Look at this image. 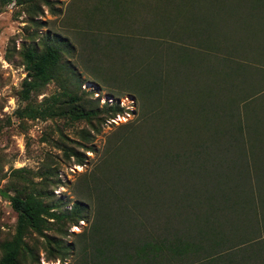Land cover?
<instances>
[{"label":"trees","instance_id":"16d2710c","mask_svg":"<svg viewBox=\"0 0 264 264\" xmlns=\"http://www.w3.org/2000/svg\"><path fill=\"white\" fill-rule=\"evenodd\" d=\"M91 1L99 6L105 4L101 14L110 23L111 14L122 15L124 8L127 16L135 11L140 14L144 6L139 0ZM111 2L118 6L110 7ZM255 2L264 4V0ZM116 7L119 10L112 9ZM114 37L121 41L116 44L119 61L115 64L127 89L143 103L156 99L157 104L151 105L153 108L149 107L146 115L160 111L169 115L162 116L165 121L159 125L156 118L149 117L152 122L145 129V139L142 134L139 137L143 114L125 131L109 135L97 163L77 183L79 196L68 209L53 210L32 189L15 188L12 194L0 189L17 213L14 234L0 243V264H21V252L27 248L25 232H42L46 216L63 223L90 218L78 247L73 245V264H264V114L254 111L260 102L252 97L264 92V87L255 93L237 89L235 84L249 78L238 75L231 84L230 97L218 98L222 102V108H218L221 126L210 127L204 117L214 106L206 100L211 95L204 97L202 88L195 97L192 96L196 92L183 93L181 97L180 89L167 96L165 92L172 89L169 81L174 74L162 68L161 61L169 64L168 59L162 53L145 58L150 52L137 58L132 41ZM60 42L55 37L41 49L29 45L22 48L26 73L18 92L26 102L16 108L15 114L30 118L63 115L71 121L84 119L92 123L97 110L85 106L76 94L64 93L65 98L52 95L35 103L29 99L31 92L39 91L54 76L65 44ZM217 46L212 40L208 49ZM90 49L94 55L97 51L105 55L107 49L114 51L110 43L104 42ZM195 54L202 56L199 51ZM180 59L179 63L187 61ZM228 61L225 59L222 65L227 77L246 72L245 63L235 65ZM154 65L159 67L157 73ZM105 67L102 65L100 72L105 73ZM253 68L258 77L250 83L257 89L264 81V68ZM190 95L192 100L184 99ZM240 100L246 109H253L251 115L240 113L236 105ZM104 105L107 112L111 111L110 117L121 109L118 103ZM174 106L184 109V115ZM174 118V127L183 130V134L171 138L165 136L164 128ZM202 132L212 135L202 138ZM212 149L214 156L210 154ZM46 237L49 245L54 243L53 248L52 244L49 246L50 256L65 257L64 242Z\"/></svg>","mask_w":264,"mask_h":264},{"label":"rangeland","instance_id":"374dc122","mask_svg":"<svg viewBox=\"0 0 264 264\" xmlns=\"http://www.w3.org/2000/svg\"><path fill=\"white\" fill-rule=\"evenodd\" d=\"M139 1L145 6L140 14L135 11L127 16L124 8L122 15L109 13L110 23L101 14L105 4L99 6L91 0H0V189L10 194L15 188L32 189L53 210L68 209L79 196L77 183L97 163L109 135L125 131L141 114L139 137L142 134L144 139L145 129L152 122L149 117L156 118L158 125L165 121L162 116L169 112L146 115L148 108L157 104L156 99L149 101L150 104L143 103L120 79L115 63L119 61L116 44L121 41L115 35L132 41L137 58L150 52L145 58L162 53L168 59L169 64L161 61L162 68L174 74L169 81L173 90L168 88L167 96L180 89L181 97L183 93L196 92L184 98L192 100L200 95L202 88L204 97L211 95L206 100L214 106L204 117L210 127L221 126L218 108H222V102L218 98L230 97L231 84L238 75L243 78L246 74L249 82L235 84L237 89L254 92L264 87V81L257 89L250 83L258 77L253 67L264 68V4L255 0ZM113 5L116 4L111 2L110 7ZM112 9L117 11L119 7ZM55 37L60 44L65 42L60 62L54 76L39 91L31 92L29 99L35 103L52 95L65 98L64 93L76 94L82 97L85 106L97 110L98 116L92 123L84 119L71 121L63 115L30 118L15 114L16 108L26 102L19 98L18 92L26 73L20 54L22 48L29 45L41 49ZM107 38L115 41L107 42ZM212 40L219 45L217 49H208ZM103 42L110 43L114 51L107 49V55L103 51L92 54L90 47ZM196 51L202 56L198 57ZM180 57L187 61L179 63ZM227 58L235 65L245 63L246 72H238L235 78L227 77L222 67ZM102 65L106 66L102 69L108 70L105 73L100 72ZM154 67L157 73L159 67ZM257 93L252 97L256 96L260 105L254 111L264 114V92ZM105 103H118L121 109L110 117L111 111H106ZM236 105L240 113H253L249 106L247 109L242 106V100ZM174 107L184 115V109ZM174 111L170 113L175 115ZM174 120L165 124V136L175 138L183 134V130L174 127ZM200 134L202 138L212 135L211 132ZM74 150L76 154H71ZM210 154H216L214 149ZM16 216L8 197L0 191V243L14 234ZM46 217L42 232L32 229L25 232L27 248L21 252V264H73L76 257L73 245L78 247L90 218L63 223ZM46 235L64 242L65 257L50 256L49 249L54 243L51 241L49 245Z\"/></svg>","mask_w":264,"mask_h":264}]
</instances>
